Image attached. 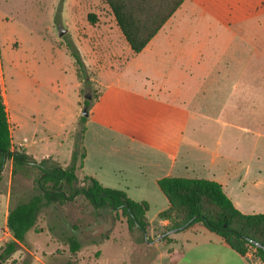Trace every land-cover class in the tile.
Segmentation results:
<instances>
[{
	"label": "rangeland",
	"instance_id": "rangeland-1",
	"mask_svg": "<svg viewBox=\"0 0 264 264\" xmlns=\"http://www.w3.org/2000/svg\"><path fill=\"white\" fill-rule=\"evenodd\" d=\"M65 1L0 0V82L7 100L13 146L38 161L47 158L49 164L59 163L63 167L72 163L86 102L98 97L109 80L142 87L147 84L146 75L170 68L166 50L169 46L177 48L164 40L126 62L131 48L115 28L105 0H78L77 28L71 30L65 28L66 21L62 20ZM89 13L97 14V24L88 20ZM170 21L176 41L189 40L190 47L200 44L211 58L216 55L221 60L220 64L205 63V69L231 71L236 75L209 80L216 92L220 87L223 91L199 95L214 101L215 106L199 111L201 114L223 117L225 105L229 109V101L235 96L230 94V87L259 88L247 100V94L238 93L236 108L225 110L227 118L236 112L234 121L222 118L223 123L213 124L204 140L207 139V146L218 144L219 151L232 158V166L251 168V179L238 185L236 191L245 211L262 213L264 0H187ZM61 27L67 30L59 36ZM102 36H108L116 45L101 46L97 39ZM70 42L78 48L83 62L89 63L84 70L71 55L67 46ZM114 54L118 56L112 57ZM225 121L232 123L225 126ZM11 165V160H6L0 180L2 199L5 200L8 186L11 187L10 206L39 193L37 179L41 174L38 168L25 166L12 176ZM77 175V185H84L85 176L79 170ZM150 231L147 241L139 230L130 232L122 211H112L108 206L94 209L78 196L57 210L53 205L44 207L35 228L4 264H158L159 252L165 246L157 248L155 239L163 230L156 228L153 235ZM73 234L81 243L76 253L70 251L67 240ZM8 240L9 237L1 240L0 247ZM247 252L255 255L251 264H263L255 248Z\"/></svg>",
	"mask_w": 264,
	"mask_h": 264
},
{
	"label": "crops",
	"instance_id": "crops-1",
	"mask_svg": "<svg viewBox=\"0 0 264 264\" xmlns=\"http://www.w3.org/2000/svg\"><path fill=\"white\" fill-rule=\"evenodd\" d=\"M186 1L173 16L181 12ZM79 5L78 0L65 1L61 11L62 20L66 21L65 28H77L75 14ZM173 16L141 52L134 53L131 49L130 58L126 60H133L165 40L169 45L177 46L175 49L169 46L166 50L171 61L170 68L156 75H146L147 84L142 87L120 80H109L106 86H102L100 95L88 110L83 137L85 157L82 167L78 169L84 176L96 178L105 187L123 190L137 202L146 201L149 204L146 218L152 235L156 228L164 229L169 225L168 220L159 219V214L169 207V201L158 183L164 177L215 180L223 186L227 196L242 213L256 214L242 208L244 202L236 191L238 185H245L251 179V168L232 166V158L222 154L218 144L207 146L204 137L212 131L213 124L223 123L222 118L234 121L236 112L227 118L225 110L236 108L238 93L247 94V100L248 95H253L259 88L254 85L242 87L245 89L230 87V94L235 96L229 101V109L225 105L223 117L201 114L199 111L215 106L214 101L199 95L223 91L220 87L216 92V87L209 80L236 75L231 71L205 69V63L214 61L220 64L221 60L216 55L211 58V54L200 44L190 47L189 40L182 38L176 41L172 32L174 25L170 21ZM98 21L97 16L95 24ZM113 24L119 29L114 15ZM121 38H124L123 34ZM97 40L101 46L110 48L116 45L111 43L108 36ZM116 54L120 55L119 52ZM85 66H89V63H85ZM246 76L250 75L246 73ZM3 96L8 112L7 100ZM231 123L224 122L225 126ZM9 173L12 174V165ZM261 193L264 195V191ZM3 196L4 192L0 191V241L13 238L7 225L11 187L7 188L5 200ZM157 238V248L162 244L165 246L159 252L158 264H251L247 254L236 252L222 236L201 223L170 234L171 241L159 242Z\"/></svg>",
	"mask_w": 264,
	"mask_h": 264
},
{
	"label": "trees",
	"instance_id": "trees-1",
	"mask_svg": "<svg viewBox=\"0 0 264 264\" xmlns=\"http://www.w3.org/2000/svg\"><path fill=\"white\" fill-rule=\"evenodd\" d=\"M185 0H105L114 15L115 21L125 40L134 53L141 52L163 25L174 15ZM88 20L95 24L97 15L90 13ZM71 55L81 68L85 63L78 48L67 44ZM96 97L93 100H96ZM93 100L86 102L88 110ZM86 116H81L79 133L76 136L72 163L67 167L59 163L49 164V159L36 160L24 150L15 149L12 142L9 116L0 82V180L6 160L12 161V176L25 166L38 168L39 193L28 201H17L9 208L7 225L13 238L0 247V264H4L25 242L26 235L35 228L42 209L52 206L55 210L67 201L83 197L86 205L94 209L110 207L112 211H122L127 217L130 232L137 229L148 241L150 224L146 213L149 204L137 202L120 189L103 186L92 176L84 177V185L78 186L77 170L82 167L85 151L83 137ZM159 186L169 201V207L159 214V219L168 220L169 225L162 229L161 241H171V230H185L197 223L222 236L236 252L245 255L249 248H255L256 256L264 264V213L244 214L225 193L223 186L204 178L164 177ZM57 200V204L54 201ZM70 251L76 253L81 243L76 235L68 237Z\"/></svg>",
	"mask_w": 264,
	"mask_h": 264
},
{
	"label": "water",
	"instance_id": "water-1",
	"mask_svg": "<svg viewBox=\"0 0 264 264\" xmlns=\"http://www.w3.org/2000/svg\"><path fill=\"white\" fill-rule=\"evenodd\" d=\"M66 33V29L65 28H63V27H61L60 29H59V36H62V35H64ZM88 114H89V111L87 110V108L84 110V112H83V116H88ZM176 232V230H171V231H169L168 232V234H172V233H175ZM163 234H161L158 238H157V240H160V239H162L163 238ZM256 245H257V247H259V248H262V249H264V245H262V244H260V243H256Z\"/></svg>",
	"mask_w": 264,
	"mask_h": 264
},
{
	"label": "built area",
	"instance_id": "built-area-1",
	"mask_svg": "<svg viewBox=\"0 0 264 264\" xmlns=\"http://www.w3.org/2000/svg\"><path fill=\"white\" fill-rule=\"evenodd\" d=\"M248 255V257L250 258V260H252V257L255 256L254 254H252L251 252H247L246 253Z\"/></svg>",
	"mask_w": 264,
	"mask_h": 264
}]
</instances>
